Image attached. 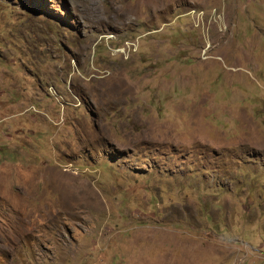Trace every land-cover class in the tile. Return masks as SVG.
Segmentation results:
<instances>
[{"label":"rangeland","instance_id":"obj_1","mask_svg":"<svg viewBox=\"0 0 264 264\" xmlns=\"http://www.w3.org/2000/svg\"><path fill=\"white\" fill-rule=\"evenodd\" d=\"M0 264H264V0H0Z\"/></svg>","mask_w":264,"mask_h":264}]
</instances>
